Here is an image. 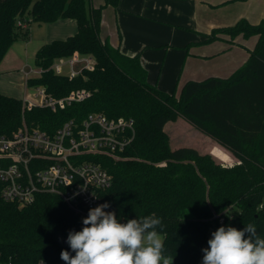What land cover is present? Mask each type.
Wrapping results in <instances>:
<instances>
[{
    "label": "trees",
    "instance_id": "1",
    "mask_svg": "<svg viewBox=\"0 0 264 264\" xmlns=\"http://www.w3.org/2000/svg\"><path fill=\"white\" fill-rule=\"evenodd\" d=\"M88 1L91 2L90 16ZM248 1V0H234ZM121 0H0V64L19 41L30 40L32 23L73 20L78 31L65 40L43 45L36 66L50 69L56 60L76 53L91 56L93 71L70 79L47 72L31 85H45L57 98L84 90L89 98L58 113L40 111L23 115L20 99L0 94V137L13 136L23 119L54 133L70 119L84 120L91 113L110 119L134 120L136 137L122 159L103 158L113 177L101 193L119 222L155 213L162 221L164 256L173 264H201L212 232L221 226L243 230L255 223L264 238V20L252 25L242 19L231 27L214 29L207 43L257 38L249 59L229 78L189 81L180 97L149 82L142 53L122 52L102 38L104 13L120 10ZM22 22L26 29L18 26ZM184 119L231 152L238 163L218 164L197 149H172L166 126ZM88 213L72 211L58 196L43 194L28 206L6 202L0 189V263L66 264L62 250L69 231H80Z\"/></svg>",
    "mask_w": 264,
    "mask_h": 264
},
{
    "label": "built area",
    "instance_id": "2",
    "mask_svg": "<svg viewBox=\"0 0 264 264\" xmlns=\"http://www.w3.org/2000/svg\"><path fill=\"white\" fill-rule=\"evenodd\" d=\"M18 26L27 28L22 22ZM96 62L79 53L55 61L50 69L36 66L25 74L26 93L23 115L40 111L55 114L85 102L89 93L73 91L57 98L45 85H31L52 71L57 76L78 78L93 71ZM57 68H68L66 74ZM136 137L134 120L110 119L102 113H91L84 120L65 121L50 133L39 125H30L25 117L13 136L0 137V189L6 202L20 206L33 204L38 196L60 197L74 212L88 213L103 204L101 193L113 184L103 158L122 159ZM1 264V263H0Z\"/></svg>",
    "mask_w": 264,
    "mask_h": 264
},
{
    "label": "rangeland",
    "instance_id": "3",
    "mask_svg": "<svg viewBox=\"0 0 264 264\" xmlns=\"http://www.w3.org/2000/svg\"><path fill=\"white\" fill-rule=\"evenodd\" d=\"M96 2L93 0V4H97ZM127 2L128 11L117 12L112 7L105 10L102 37H110L117 43L119 31L122 48L129 49L134 54L142 53V63L148 71L150 83L167 93L175 92L177 97L181 96L183 86L189 80H203L210 76L226 77L230 67L234 69L239 66L238 71L245 64V61H242L235 66L230 62L231 58H227L228 56L212 59L194 56V54H212L219 52L225 46L228 47V43L221 40L207 43L206 34H211L214 28L235 25L243 18L253 25H258L264 20V0H128ZM87 8L90 16V1ZM51 27L48 24H30V40L18 42L13 47L14 54L18 53L21 56L18 62H24L32 68L36 67V52L53 33ZM202 37L204 39H200ZM225 37L230 38L226 35ZM257 42V38L244 41L247 48H242L241 51L254 50ZM11 51L5 58L8 56L13 62L16 57L14 58ZM56 71L66 74L69 69L57 68ZM14 89L15 93H18L16 85ZM166 132L172 149L191 147L202 155L211 156L218 164L224 166L239 162L217 142L184 119L170 122L166 126Z\"/></svg>",
    "mask_w": 264,
    "mask_h": 264
},
{
    "label": "clouds",
    "instance_id": "4",
    "mask_svg": "<svg viewBox=\"0 0 264 264\" xmlns=\"http://www.w3.org/2000/svg\"><path fill=\"white\" fill-rule=\"evenodd\" d=\"M110 205L89 209L80 231H69L67 243L75 256L62 250L66 264H173L164 256V244L157 228L163 227L155 213L121 223ZM208 248L202 249L203 264H264V238L255 223L243 230L221 226L212 232Z\"/></svg>",
    "mask_w": 264,
    "mask_h": 264
},
{
    "label": "crops",
    "instance_id": "5",
    "mask_svg": "<svg viewBox=\"0 0 264 264\" xmlns=\"http://www.w3.org/2000/svg\"><path fill=\"white\" fill-rule=\"evenodd\" d=\"M96 1H97L96 2L97 4H94L95 6H100L101 4H103V0H96ZM127 1L128 0H121L120 10L119 11H124V10L128 11L127 10V7H128L127 6V3H128ZM119 11H117V12H119ZM104 18H105V15H104ZM243 19H246V18H243ZM63 24H64V26H63ZM48 25L52 26L51 30H53V33L51 34V36H49V38L47 39V42H43L45 44L51 43L54 40H65L68 37L75 35L77 33V31H78L77 23L75 21H73V20H61V21H58L56 23L48 24ZM231 26H234V25L225 26V27H231ZM214 29H216V28H214ZM218 29H220V28H218ZM117 33H118V36H119V41L117 43L115 41H112L110 37H102V38L104 40L108 39L112 43V45H114L115 47L121 46L122 52L124 54H126V55L134 56V55L140 53V52H138V53L134 54V52H132L131 50L122 48V38H121L120 32L118 31ZM202 36H205V35L202 34ZM200 39H204V38L202 37ZM221 41L227 42L228 43V47L225 46L224 48H221L222 50H220L219 52H213L212 54H202V55L194 54V56H197L198 58H203V59H210V58L212 59V58H217V57L226 58L228 56L227 58H229V59L231 58L230 62L232 64L234 63L235 66L238 63L240 64L242 61H245V63L247 62V60L249 59L250 54H249V51L248 52L241 51L242 48L246 47L245 44H244V41L246 42V40L242 36L238 37L234 41H231V39L228 38V37H224L223 40H221ZM19 42H22V41H19ZM15 44L13 45V47L15 46ZM45 44H42V45L40 44L41 46H39L38 50ZM13 47L10 49V51L12 50L11 52L14 54ZM249 49L250 48H248V50ZM38 50H37V52H38ZM37 52H36V54H37ZM13 56H14V58L16 57L15 61L11 62L9 60V57L7 56L3 60V62L0 64V94L7 95V96H10V97H14V98H17V99L21 100V99L24 98L25 93H26L25 74H24V72L27 69H29L30 66L27 65V64H24V62H21V61L18 62V60L21 59V56H19L18 53H15ZM35 57H36V55H35ZM244 59H246V60H244ZM238 67L239 66H236V68H234V69L230 67L229 68L230 70L228 72V76H226V77H222V76H210V77L229 78L230 76H232L237 71ZM203 80H205V79H203ZM189 81H202V80L195 79V80H189ZM15 85L18 88V90H17L18 93H15V89H14ZM19 93H21V94H19ZM220 147L225 149L222 146H220ZM225 150L228 151L227 149H225ZM229 153L232 154L231 152H229ZM234 158H235V160L238 161V159H236L235 156H234ZM161 239L164 242V237L163 236H161ZM208 247L209 246H206L205 248H208ZM203 254H202L201 264H203Z\"/></svg>",
    "mask_w": 264,
    "mask_h": 264
}]
</instances>
